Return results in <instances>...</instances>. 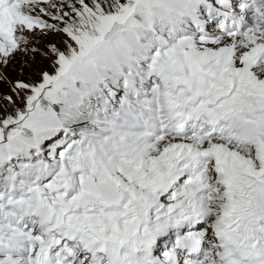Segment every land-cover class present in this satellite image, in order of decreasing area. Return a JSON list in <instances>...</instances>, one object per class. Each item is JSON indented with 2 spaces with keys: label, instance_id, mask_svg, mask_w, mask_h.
<instances>
[{
  "label": "snow or ice",
  "instance_id": "1",
  "mask_svg": "<svg viewBox=\"0 0 264 264\" xmlns=\"http://www.w3.org/2000/svg\"><path fill=\"white\" fill-rule=\"evenodd\" d=\"M0 264H264V0H0Z\"/></svg>",
  "mask_w": 264,
  "mask_h": 264
}]
</instances>
